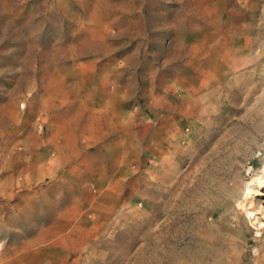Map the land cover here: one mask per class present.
I'll use <instances>...</instances> for the list:
<instances>
[{
    "label": "rangeland",
    "instance_id": "rangeland-1",
    "mask_svg": "<svg viewBox=\"0 0 264 264\" xmlns=\"http://www.w3.org/2000/svg\"><path fill=\"white\" fill-rule=\"evenodd\" d=\"M122 99L125 150L58 146ZM56 162L85 200L3 220L0 264H264V0H0V173Z\"/></svg>",
    "mask_w": 264,
    "mask_h": 264
},
{
    "label": "crops",
    "instance_id": "crops-1",
    "mask_svg": "<svg viewBox=\"0 0 264 264\" xmlns=\"http://www.w3.org/2000/svg\"><path fill=\"white\" fill-rule=\"evenodd\" d=\"M124 99L118 101L115 106H108L104 119L105 125L100 130L99 127H94V122H91L85 127H79V124L75 123L74 116L69 108L63 109L62 112L67 114L65 118L53 120L50 123L52 126V133L56 136V141L60 148L64 149L66 146L75 144V139L78 136L79 131H86L88 136V144L91 146L99 147V149H107L108 147L117 146L118 149H124V146H128L127 139L130 138V133L124 131L123 124L120 122V113L123 110V106H120ZM89 115V114H88ZM95 115V112L92 114ZM89 117V116H88ZM90 120V118H89ZM101 131V132H100ZM87 151V150H86ZM94 153H99L97 150H92ZM63 153L59 154V159ZM126 160H130V157H126ZM108 165H103L102 176L105 179L111 178V174L107 172ZM34 172L30 176L26 175L24 181L15 182V177L12 171H6L0 173V225L3 224V220H17L21 218H26L27 210H29L30 202H45V203H60L67 205H72L73 203H82L85 199L84 196L87 195V187L81 186L76 187L72 185L71 177L73 176L72 171L64 169L63 163L58 165V162L51 165L50 169H45L43 171ZM49 173L50 177L53 179L49 182V185L44 188H37L35 184L41 181L44 174ZM81 174V173H80ZM111 175V176H110ZM81 176V177H79ZM75 177L83 178L84 175H77ZM106 180V181H107ZM16 187H15V186ZM92 201L95 199L90 198Z\"/></svg>",
    "mask_w": 264,
    "mask_h": 264
},
{
    "label": "bare ground",
    "instance_id": "bare-ground-1",
    "mask_svg": "<svg viewBox=\"0 0 264 264\" xmlns=\"http://www.w3.org/2000/svg\"><path fill=\"white\" fill-rule=\"evenodd\" d=\"M259 176V175H258ZM252 181V180H251ZM255 181V180H254ZM256 182L258 183V189L253 186V183L248 187L245 196L247 201H239L238 206H240L242 209L246 210L249 214V217L252 218V220L259 222L260 226H264V203H261L258 207V210H254L253 208H250L251 205H253V199L257 195H263V192L261 189L264 188V175L259 176L256 179ZM259 187H262L259 189ZM259 213L261 215H259Z\"/></svg>",
    "mask_w": 264,
    "mask_h": 264
},
{
    "label": "built area",
    "instance_id": "built-area-1",
    "mask_svg": "<svg viewBox=\"0 0 264 264\" xmlns=\"http://www.w3.org/2000/svg\"><path fill=\"white\" fill-rule=\"evenodd\" d=\"M42 127V126H41Z\"/></svg>",
    "mask_w": 264,
    "mask_h": 264
}]
</instances>
